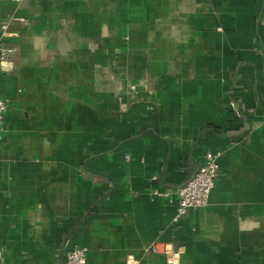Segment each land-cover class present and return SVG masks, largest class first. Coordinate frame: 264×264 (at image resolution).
<instances>
[{
	"label": "crops",
	"instance_id": "obj_1",
	"mask_svg": "<svg viewBox=\"0 0 264 264\" xmlns=\"http://www.w3.org/2000/svg\"><path fill=\"white\" fill-rule=\"evenodd\" d=\"M12 46L0 264H264V0H0Z\"/></svg>",
	"mask_w": 264,
	"mask_h": 264
},
{
	"label": "built area",
	"instance_id": "obj_2",
	"mask_svg": "<svg viewBox=\"0 0 264 264\" xmlns=\"http://www.w3.org/2000/svg\"><path fill=\"white\" fill-rule=\"evenodd\" d=\"M19 2L21 0H11ZM23 24H28L26 19H20ZM9 24L4 23L2 29L4 33L7 31ZM18 46L12 47H0V61H9L13 55L17 52ZM7 110V101L0 99V142L3 139L2 125L4 114ZM222 156L220 152H210L206 155L204 162L195 173V175L181 188L177 190L178 204L174 217V222L177 223L182 219L190 209H196L208 205L210 196L213 189L216 186L220 163L219 160ZM157 196L168 197L169 192L164 191L159 193L154 192ZM87 252L86 248H75L67 253L65 258V264H87ZM154 253H172V250L168 246L157 244L153 248Z\"/></svg>",
	"mask_w": 264,
	"mask_h": 264
},
{
	"label": "rangeland",
	"instance_id": "obj_3",
	"mask_svg": "<svg viewBox=\"0 0 264 264\" xmlns=\"http://www.w3.org/2000/svg\"><path fill=\"white\" fill-rule=\"evenodd\" d=\"M3 26V25H2ZM2 31H3V29H2Z\"/></svg>",
	"mask_w": 264,
	"mask_h": 264
}]
</instances>
